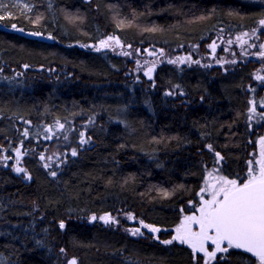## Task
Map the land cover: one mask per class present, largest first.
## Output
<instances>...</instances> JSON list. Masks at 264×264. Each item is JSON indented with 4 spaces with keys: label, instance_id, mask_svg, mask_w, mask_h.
I'll return each mask as SVG.
<instances>
[{
    "label": "trees",
    "instance_id": "obj_1",
    "mask_svg": "<svg viewBox=\"0 0 264 264\" xmlns=\"http://www.w3.org/2000/svg\"><path fill=\"white\" fill-rule=\"evenodd\" d=\"M29 1L28 14L0 18L8 264H254L238 248L208 262L171 231L194 210L207 172L242 184L255 162L264 67L166 53L195 58L219 27L247 31L246 0ZM111 32L128 52L97 49ZM145 49L163 53L148 74L133 58ZM138 223L159 235L131 236L126 227Z\"/></svg>",
    "mask_w": 264,
    "mask_h": 264
},
{
    "label": "rangeland",
    "instance_id": "obj_2",
    "mask_svg": "<svg viewBox=\"0 0 264 264\" xmlns=\"http://www.w3.org/2000/svg\"><path fill=\"white\" fill-rule=\"evenodd\" d=\"M32 2L29 0H0V18L3 16H9L14 11L28 14L31 12ZM239 37H244V35H239ZM104 40V36L98 40V43ZM91 46V45H90ZM95 47V46H94ZM219 51L218 49H212V56H204L201 61L204 62H214L220 61L222 59H229L225 63H230L234 59L244 58L245 47L224 45ZM166 55L171 58L174 53H166ZM136 64L144 62L143 72L148 74L152 71L150 63L146 62L142 56H133ZM154 58V56H153ZM177 62V61H175ZM264 74V71H259ZM257 154L254 155V163L249 165L248 172L245 175V179L242 184L256 179L264 178V140L257 138ZM14 172H18L17 168H14ZM240 184L233 179L227 178L215 171H209L205 175L200 190L198 192L195 207L192 212L185 213L182 215L179 223L171 229L172 238L178 239L179 241L185 243L191 250L195 252H200L205 256L206 261H211L214 259L216 252H213V248L216 251H222L224 242H215V239L219 237V233L216 230L215 223L213 222V213L225 194L231 189L239 186ZM121 217L125 218L127 221L131 222L134 218L127 213L120 214ZM110 217L104 219L105 223H110ZM127 232L131 236H137L138 233L132 226L126 227ZM257 262H261V259L257 258ZM8 259L0 254V264H8Z\"/></svg>",
    "mask_w": 264,
    "mask_h": 264
},
{
    "label": "flooded vegetation",
    "instance_id": "obj_3",
    "mask_svg": "<svg viewBox=\"0 0 264 264\" xmlns=\"http://www.w3.org/2000/svg\"><path fill=\"white\" fill-rule=\"evenodd\" d=\"M246 2L248 3V9H249L248 12L250 13V15H252L248 19V30L247 31L243 30V31L238 32V33L226 35L225 33H223V31L225 29L219 27L218 30L216 31L215 35H213V37L211 39V43H209V45H208L209 51L205 55L202 52L201 53L197 52V54H195L196 55L195 56L196 59H195V58L191 57V55L189 53H186V54H183L181 58L178 55H174L175 57L173 58V60H175L179 63H185V62L191 63L195 60L198 64L201 62L204 63V61H201L202 57L212 56L213 55L212 49H218V51H219L221 48H223L222 46L231 45L234 48H236L237 46H244L245 47V52H244L245 59L244 58L234 59V60L230 61V63H235L237 61H245V62L248 61L249 65L252 64V65H255V67H264V0H246ZM251 6L255 7V11H253L251 9ZM239 35H244V37L237 38V36H239ZM37 36L39 38H42V39L47 40L49 42H53V38H51V36L49 34L38 33ZM103 36H104V40L101 41V43H99L98 45H96L97 49L106 50L108 52L115 53V54L124 53L126 51L128 52V50H125L123 48V45H121V46L117 45L115 38L118 37V35L116 33L111 32V33L104 34ZM199 47L201 49V46H199ZM138 53H140V52L138 51ZM219 53H220V51H219ZM147 54H148V57L145 59V61L150 63V67H151L150 71H152L153 70L152 67L155 66V64H157L159 60H161L163 53L160 52V53L156 54V53H154V51H151L150 53H147ZM153 56H154V58H153ZM227 60H229V59L224 58L220 61L206 62V63H214V64L222 65ZM252 72H253V69H252ZM257 76L264 83V74L259 73V74H257ZM262 105H263L262 109H264V102H262ZM257 114H258L259 120H261V122H264V112L258 111ZM258 138H261L262 140H264V133H262V135ZM220 203H219V205H220ZM218 206H217V208H218ZM217 208L215 209V211L213 213V222L214 223H215V213H216ZM143 227H147V226L146 225H140V223L132 226V228L135 229L139 235L146 232ZM216 230H217V228H216ZM158 235H159V233H158ZM158 235H154V236L157 237ZM170 239H171V237L168 240H170ZM220 241L224 242L225 245H223L222 251H220V250L216 251V249L213 248V252H216V255L221 254V253L222 254L226 253L231 248H238L234 245L229 244L226 240L221 239L220 233H219V237L217 239H215V242H220ZM247 253L250 254L252 257H254V264H264V255L260 256V255L251 254L249 252H247ZM257 258L261 259V262H257L256 261Z\"/></svg>",
    "mask_w": 264,
    "mask_h": 264
},
{
    "label": "water",
    "instance_id": "obj_4",
    "mask_svg": "<svg viewBox=\"0 0 264 264\" xmlns=\"http://www.w3.org/2000/svg\"><path fill=\"white\" fill-rule=\"evenodd\" d=\"M115 41L118 46L123 44L117 37ZM215 225L220 238L229 244L254 255H264V178L228 192L216 210ZM143 228L152 235L159 233L156 226Z\"/></svg>",
    "mask_w": 264,
    "mask_h": 264
}]
</instances>
